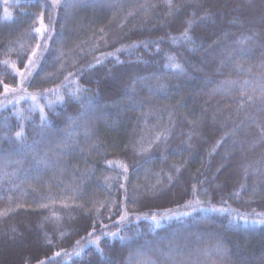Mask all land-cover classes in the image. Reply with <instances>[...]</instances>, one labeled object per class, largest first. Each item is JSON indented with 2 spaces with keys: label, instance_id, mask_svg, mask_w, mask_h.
I'll return each mask as SVG.
<instances>
[{
  "label": "trees",
  "instance_id": "obj_1",
  "mask_svg": "<svg viewBox=\"0 0 264 264\" xmlns=\"http://www.w3.org/2000/svg\"><path fill=\"white\" fill-rule=\"evenodd\" d=\"M51 4L0 0V264H264V0Z\"/></svg>",
  "mask_w": 264,
  "mask_h": 264
},
{
  "label": "snow or ice",
  "instance_id": "obj_2",
  "mask_svg": "<svg viewBox=\"0 0 264 264\" xmlns=\"http://www.w3.org/2000/svg\"><path fill=\"white\" fill-rule=\"evenodd\" d=\"M60 5V0H52V4H51V7L53 10H55L58 6ZM173 5H172V0H168V7L171 8ZM206 17H202L201 19H205ZM4 20H10L11 19V16L9 14H5L4 17H3ZM38 19L40 20V23H41V27H38V28H35L34 31L36 33H41L43 34V32L46 30V26L43 25V16L41 14L40 17H38ZM192 27V22L191 21H188L187 22V28L184 30V32L181 34V39H183L184 41L188 42V43H194L192 37L189 35V29H191ZM41 38H43V35H41ZM48 39H51V35L48 36ZM246 39H251V37H248ZM173 42H175V38H173ZM242 43L243 42H246L245 40H242L241 41ZM134 47L136 45H133ZM40 44H37L36 45V49L32 51L31 53V57L30 58H27V64L25 65V69L27 70V73L28 75H31V71L33 68H35L36 66V60L33 59V58H37V52L39 51L40 49ZM45 49H47V44L45 43L44 45ZM145 47H147V45L145 44ZM119 51V50H118ZM111 55V54H109ZM168 61L169 63L166 65V67H169V68H173V69H177L179 71H183V68L182 66L176 62V58L173 57V56H169L168 57ZM4 64H9V61L5 60L3 62ZM97 63H100L99 60H97ZM94 65H89V67H93ZM12 67L13 68H16V66L14 64H12ZM16 72L17 74L21 77V84L23 83V79L25 77V72H22L20 71V69L16 68ZM69 75H72V73H69ZM67 79V78H66ZM0 85H3V91H4V94H8L9 92H15L17 91V89H14L12 88L10 85L8 84H4L3 81H0ZM87 90L86 89H81L79 88V86H77L71 93L70 95L74 98V99H77L79 100L80 99V96L83 92H86ZM31 99L33 101L36 100V97L35 96H32ZM62 102V98H59ZM249 100L252 99V97H248ZM88 104L89 106L91 105V100L88 101ZM40 112H41V127H46L47 124H48V121H47V118L46 116L44 115V109L41 107L40 108ZM84 113L82 112L81 115H83ZM23 118V117H22ZM71 119V118H70ZM10 139H13L15 143H18L19 146H20V150L21 151H29V150H32L33 147H34V144H28L26 142V135H25V132L23 130V126L20 127V130L19 131H16L15 134H14V138H10ZM65 147H68V145H65ZM146 150V149H145ZM39 164H42V165H47V160H40L38 162ZM123 170L124 172H127V166H123ZM177 171H179L177 169ZM169 180L172 179L171 176H169L168 178ZM123 187V185H121ZM243 187V186H241ZM193 195H195V187H193ZM238 195V193H237ZM195 204L196 205H199L200 204V201L197 199L195 201ZM188 207H193V210H195V207L193 205V202L192 201H189L188 205H186ZM213 211H224V209H215V208H212ZM5 213L3 211H0V215H4ZM168 213H164L163 216L161 217V219L165 218V217H168ZM261 216V218L259 220H252L251 223L252 224H261V225H264V213L262 214H259ZM128 218V213L127 211L124 212L123 215H121L120 217V220L123 222V221H126ZM136 220H139L141 219V217H135ZM143 219H151L152 221H154L156 224H159V220L157 219L156 215H152L151 217H148V216H144ZM239 219H242L244 220V223L247 224L249 223L248 219L246 217H239ZM93 232H95V226L93 225ZM93 232H90L88 235L89 237H92L93 235ZM101 237H109V238H119L121 240L124 239V237L122 236H119V234L117 232H102L100 235L96 236L94 239H89L87 241V244L84 245V246H80V241H76V244L79 247V250L78 251H75L74 250V255L79 257L81 255V253L84 251V248L85 247H88V246H94L96 251L100 254L101 257H104V249L100 246V240H101ZM50 242V241H49ZM65 255V256H69V255H72V254H69L67 253L66 251H57L54 253V255L51 257V258H48L50 264H54L55 262V259L57 257H60L61 255ZM39 264H46L45 261H40Z\"/></svg>",
  "mask_w": 264,
  "mask_h": 264
},
{
  "label": "rangeland",
  "instance_id": "obj_3",
  "mask_svg": "<svg viewBox=\"0 0 264 264\" xmlns=\"http://www.w3.org/2000/svg\"><path fill=\"white\" fill-rule=\"evenodd\" d=\"M194 207H195V210H193V207H189L190 209H188L187 211H190L193 214H206V213H208V211L206 209H204V207H200V206H197V205H194ZM187 214H189V213L186 212V210L185 211H182V212H179V213H175L172 216H169L168 218H166L164 222L166 223L167 222V219L168 220H171V219H178V220H180L181 218L189 217L190 215H187ZM245 217L248 219L249 223L245 224L244 223V220L239 219V220L242 221V224L248 225L250 227H252V226H264V225H261V224H252L251 223V221L254 220V219L255 220H259L261 218L260 215H257L256 217H253V218H248V216H245ZM158 220H159V223H161L163 221L161 219H158Z\"/></svg>",
  "mask_w": 264,
  "mask_h": 264
}]
</instances>
